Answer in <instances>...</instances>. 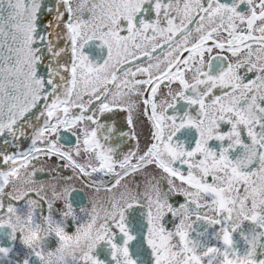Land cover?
Returning <instances> with one entry per match:
<instances>
[{
	"label": "snow or ice",
	"instance_id": "snow-or-ice-1",
	"mask_svg": "<svg viewBox=\"0 0 264 264\" xmlns=\"http://www.w3.org/2000/svg\"><path fill=\"white\" fill-rule=\"evenodd\" d=\"M0 264H264V0H0Z\"/></svg>",
	"mask_w": 264,
	"mask_h": 264
}]
</instances>
